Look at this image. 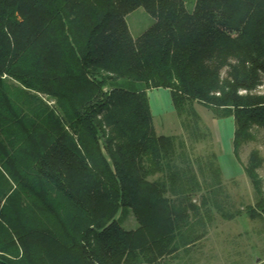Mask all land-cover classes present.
I'll use <instances>...</instances> for the list:
<instances>
[{
  "label": "trees",
  "instance_id": "obj_1",
  "mask_svg": "<svg viewBox=\"0 0 264 264\" xmlns=\"http://www.w3.org/2000/svg\"><path fill=\"white\" fill-rule=\"evenodd\" d=\"M190 3L0 0V264H201L217 217L243 215L263 228L227 262L264 256L263 159L244 167L255 205H236L196 152L212 133L195 107L234 119L236 155L264 129V0ZM140 8L155 23L134 40ZM156 89L184 135H158Z\"/></svg>",
  "mask_w": 264,
  "mask_h": 264
},
{
  "label": "rangeland",
  "instance_id": "obj_2",
  "mask_svg": "<svg viewBox=\"0 0 264 264\" xmlns=\"http://www.w3.org/2000/svg\"><path fill=\"white\" fill-rule=\"evenodd\" d=\"M189 2L188 8L192 9V5L190 2H194V0H186ZM126 22L129 26L130 32L135 39L139 38L145 31H147L154 23L155 20L151 18L148 14H146L143 8L137 9L129 14L126 17ZM154 91V90H152ZM151 92V91H150ZM148 92V94L150 93ZM257 94L264 95V85L261 86L257 92ZM198 107V111L200 112V116H202V120L214 131L212 118L213 114L207 108L200 106ZM155 125L158 128L159 133L162 135H175L183 130L181 120L178 118L176 113H169L168 115H158L155 117ZM205 126V125H204ZM206 127V126H205ZM208 129V127H206ZM210 131V129H209ZM252 134L254 136L253 141H249L247 143H243L239 149V153L236 155V160L241 164L244 168L249 163L250 155L253 151H257L260 154V157L263 159V166L258 170V174L263 180L264 183V129L262 128H254L252 130ZM224 145V151H228L227 146ZM222 147V146H221ZM232 150L233 142L231 143ZM218 147L214 142V137L204 144L197 145V154L207 155L209 153L215 152L220 157V150H217ZM222 155V154H221ZM218 157V158H219ZM223 160V159H222ZM220 166L223 169L226 167L225 163L222 164L221 158H219ZM224 161V160H223ZM223 171V170H222ZM237 178L231 179L229 181L225 180V184H227L228 192L230 193L233 202L236 205H240L241 203L245 205H255L256 196L253 186L250 183L249 178L245 173L238 174ZM231 181H235L232 183ZM123 226L130 230L137 228V222L134 219L133 215L130 214L128 217H124ZM263 227L259 222H252L249 217L243 215L242 217L234 220L233 222L224 221L223 219L217 217L214 228L212 229L209 237L204 242L203 251L205 252L206 259H202L201 264H229L226 259L229 253L234 251L236 245L234 246L230 244L233 239L237 238L240 235L251 233L253 231H259ZM264 239V236H263ZM229 241V242H228ZM249 247H253L255 245L260 247H264V241L261 242L260 237L255 236L251 243H249ZM248 248V247H247ZM253 254V262L254 264H259L260 262L264 263V256L254 249L248 248ZM260 259L259 263H256ZM262 259V260H261Z\"/></svg>",
  "mask_w": 264,
  "mask_h": 264
},
{
  "label": "crops",
  "instance_id": "obj_3",
  "mask_svg": "<svg viewBox=\"0 0 264 264\" xmlns=\"http://www.w3.org/2000/svg\"><path fill=\"white\" fill-rule=\"evenodd\" d=\"M169 94H170V91L165 90V89L163 90L156 89L154 91H151L148 94L149 100H150L151 111L154 117V125H155L156 116L162 115V114L164 116L165 114L168 115L169 113H176L173 103H172L171 95ZM197 106H200V105H197ZM197 106L195 107L197 109V112L200 115V112L198 111ZM200 107L202 108V106ZM212 120H213L212 124L214 125L213 126L214 131L204 122V120L202 121L204 125L208 127V129H210V132L212 133V137H214V142L216 143V146L218 147L217 150H220L222 154V155L220 154V157L219 156L218 157L221 158L222 164L225 163L226 165V167H224L223 165L222 170H223L224 179L229 181L231 179L237 178L236 176H238V174L245 173L244 168L236 160L235 150L234 149L232 150L231 148V143L234 140V134H235V122L233 118L215 119L214 117V119L212 118ZM155 128H156L158 135H162L161 133H159L156 125H155ZM177 135L178 136L184 135V130L175 134V136ZM169 136H172V135H169ZM224 142L228 148V151L227 150L224 151V145H223Z\"/></svg>",
  "mask_w": 264,
  "mask_h": 264
},
{
  "label": "water",
  "instance_id": "obj_4",
  "mask_svg": "<svg viewBox=\"0 0 264 264\" xmlns=\"http://www.w3.org/2000/svg\"><path fill=\"white\" fill-rule=\"evenodd\" d=\"M257 262L256 263H259L260 259L256 260Z\"/></svg>",
  "mask_w": 264,
  "mask_h": 264
}]
</instances>
